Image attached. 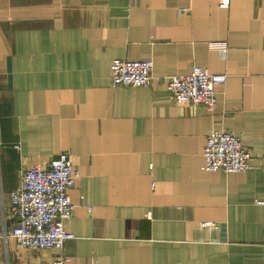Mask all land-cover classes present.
Instances as JSON below:
<instances>
[{"label": "crops", "instance_id": "0c3cea01", "mask_svg": "<svg viewBox=\"0 0 264 264\" xmlns=\"http://www.w3.org/2000/svg\"><path fill=\"white\" fill-rule=\"evenodd\" d=\"M114 58L151 59V84L113 86ZM194 64L227 74L214 111L167 89ZM212 129L246 171L203 168ZM62 150L68 264H264V0H0V264H52L16 247L9 192Z\"/></svg>", "mask_w": 264, "mask_h": 264}, {"label": "built area", "instance_id": "2783aa9c", "mask_svg": "<svg viewBox=\"0 0 264 264\" xmlns=\"http://www.w3.org/2000/svg\"><path fill=\"white\" fill-rule=\"evenodd\" d=\"M229 0H219L226 6ZM221 56L227 52L226 42H211ZM151 59L114 58L110 63V82L113 86H147L153 78ZM227 74L210 72L194 64L185 74L167 78L166 85L172 98L179 104L204 106L214 111L217 103L216 85L226 81ZM151 84V83H150ZM203 168L207 171L237 172L250 167V153L241 138L224 129H212L206 136L203 150ZM78 176L68 151H61L45 166L31 164L19 177L18 185L10 190V210L15 219L10 235L17 248H55L52 264H68L63 249L74 237L67 228L73 216L74 204L70 196ZM255 203L264 207V197ZM214 225L201 222L202 227ZM264 252V238L262 240Z\"/></svg>", "mask_w": 264, "mask_h": 264}]
</instances>
